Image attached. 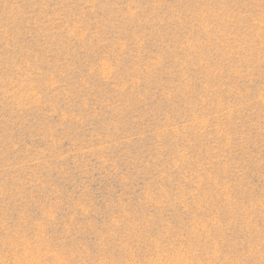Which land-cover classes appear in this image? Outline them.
Wrapping results in <instances>:
<instances>
[{"label":"rangeland","instance_id":"374dc122","mask_svg":"<svg viewBox=\"0 0 264 264\" xmlns=\"http://www.w3.org/2000/svg\"><path fill=\"white\" fill-rule=\"evenodd\" d=\"M0 264H264V0H0Z\"/></svg>","mask_w":264,"mask_h":264}]
</instances>
